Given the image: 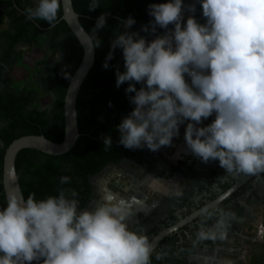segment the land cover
<instances>
[{
    "label": "clouds",
    "instance_id": "9594fccd",
    "mask_svg": "<svg viewBox=\"0 0 264 264\" xmlns=\"http://www.w3.org/2000/svg\"><path fill=\"white\" fill-rule=\"evenodd\" d=\"M199 3L206 22L189 15L186 24L183 13H195V4H150L153 19L141 30L153 34L151 40L128 31L135 23L131 16L121 20L125 31L111 44L112 50L121 48L124 57L125 70L117 69L116 86L128 82L125 91L134 93L129 102L135 107L117 125L118 144L156 152L171 146L187 121L186 146L201 162L218 160L235 176L264 173V0ZM60 7V0H37L24 11L28 19L55 27ZM98 7L99 0H91L88 10ZM106 15L98 17L94 35L105 26ZM158 27L164 31L158 33ZM99 45L97 39L92 48ZM112 58L109 51L103 67ZM213 114L211 123L202 126ZM103 144L105 150L111 148L112 137L103 136ZM8 177L15 178L14 170ZM69 182L70 177H60L61 185ZM77 196L72 188L39 200L35 193L26 199L10 193L0 208V264H152L155 245L129 226L136 214L135 198L107 194L94 208L80 209ZM195 214L201 220L193 247L227 240L234 213L214 203ZM167 255L156 252L155 259ZM219 264L236 262L222 258Z\"/></svg>",
    "mask_w": 264,
    "mask_h": 264
},
{
    "label": "trees",
    "instance_id": "16d2710c",
    "mask_svg": "<svg viewBox=\"0 0 264 264\" xmlns=\"http://www.w3.org/2000/svg\"><path fill=\"white\" fill-rule=\"evenodd\" d=\"M79 21L92 36L95 56L92 67L85 76L76 97L77 124L79 135L67 152L52 155L32 148L21 149L15 158V170L24 199L35 193L37 200L49 195H58L60 188H72L78 193L79 207L89 200L90 186L88 178L98 171L105 163L117 161L122 156L133 152L118 144L119 132L117 125L135 107L129 102L126 93L128 82L116 86V71H124L122 49H111L113 39L119 32L125 31L121 20L131 16L135 23L128 29L140 32L148 40L154 38L151 33L143 32L142 26L148 25L153 19L149 16L148 6L166 0H99L100 7L89 11L91 0H71ZM61 4V1H60ZM32 0H0L3 7L5 27L0 30V60L2 52H9V67L18 55L13 48L32 43L40 38L44 46L51 48L59 42L63 49V58L54 63H46L35 75L34 82L40 90L47 91L53 97L51 105L38 108L33 103L36 97L34 88L20 86L13 88L8 85L0 88V208L6 206V198L2 183L3 155L5 148L15 138L25 134H42L46 138L60 142L64 133L63 104L68 82L80 63L83 49L66 22L61 19L62 7L58 12L55 27L40 19H28L26 7H35ZM107 13L106 24L92 33L98 17ZM174 27L173 25L169 26ZM164 30L157 28L158 33ZM58 36L61 37L58 40ZM109 51L113 58L108 67H103ZM13 52V53H12ZM14 54L12 56V54ZM141 85L137 84L139 89ZM112 137L113 146L105 150L103 136ZM70 177L66 185L60 184V177Z\"/></svg>",
    "mask_w": 264,
    "mask_h": 264
},
{
    "label": "flooded vegetation",
    "instance_id": "af4514ba",
    "mask_svg": "<svg viewBox=\"0 0 264 264\" xmlns=\"http://www.w3.org/2000/svg\"><path fill=\"white\" fill-rule=\"evenodd\" d=\"M0 11L4 12L3 7H0ZM60 38L58 36V40ZM57 44L61 47L59 42ZM18 47H21V43L13 48V52H17ZM2 55L0 88L7 85L4 74L10 68L6 61L10 53L2 52ZM62 58L61 47L59 60ZM213 119L214 114L204 120L202 126L211 123ZM186 124L187 121L183 124L184 129ZM184 134L182 140H185ZM2 145L0 140V146ZM132 151L117 161L105 163L89 176V200L80 209L91 208L98 200L96 177L103 171L114 168L120 170L121 180L126 186L125 193L119 196L135 198L136 201V214L129 221L130 228L146 234L151 242L165 231L154 244L152 264H219L222 258H228L234 252L228 242L236 237H244L243 228L253 211L251 204L257 202L264 206V173L240 176L229 174L219 166L218 160L203 163L187 146L180 148L176 155L169 154L166 146L156 152L147 147ZM177 190L183 193L179 197L175 195ZM214 203L225 211L234 213V218L229 220L228 238L215 243L202 241L193 247L192 241L201 220L195 213L205 204ZM212 222L209 221L206 226H210ZM156 252H167L168 255L157 261Z\"/></svg>",
    "mask_w": 264,
    "mask_h": 264
},
{
    "label": "rangeland",
    "instance_id": "374dc122",
    "mask_svg": "<svg viewBox=\"0 0 264 264\" xmlns=\"http://www.w3.org/2000/svg\"><path fill=\"white\" fill-rule=\"evenodd\" d=\"M37 3V0H34ZM184 5L195 4V13L184 11L183 23L189 15H195L201 23L206 22L202 15V7L199 0H183ZM5 17L0 11V30L5 27ZM18 55L15 62L9 69L5 71L4 82L13 88L25 86L26 88H34L36 91L34 107L42 108L51 105L53 97L47 91L37 88L34 79L37 72L46 63H54L61 57L60 45L47 48L44 42L38 38L32 43L18 47ZM185 132L184 125L180 126L179 136L174 137L171 146H166V151L171 155H176L178 150L186 146L182 136ZM96 185L98 189V200L103 195L125 193L126 186L121 180L120 170L111 168L103 171L96 177ZM135 197V196H133ZM94 202L91 208L96 205ZM252 213L247 225L244 226L242 234L244 237H236L229 241L228 244L232 248L233 253L228 258L233 259L236 264H264V206L254 202L251 204Z\"/></svg>",
    "mask_w": 264,
    "mask_h": 264
},
{
    "label": "water",
    "instance_id": "95a60500",
    "mask_svg": "<svg viewBox=\"0 0 264 264\" xmlns=\"http://www.w3.org/2000/svg\"><path fill=\"white\" fill-rule=\"evenodd\" d=\"M62 7L61 19H63L75 37L80 42L83 55L80 63L73 72L64 95L63 119L64 133L60 142L52 141L42 134H25L13 139L5 148L3 155L2 183L6 202L10 193H15L23 197L19 180L15 170V158L17 153L24 148H32L41 152L59 155L67 152L75 144L79 131L77 124L76 97L80 86L89 72L94 62L95 49L92 48L93 42L89 41V35L79 21V15L74 10L71 0H60ZM9 170H14L15 178H9ZM24 198V197H23ZM165 233L161 232L152 243Z\"/></svg>",
    "mask_w": 264,
    "mask_h": 264
}]
</instances>
